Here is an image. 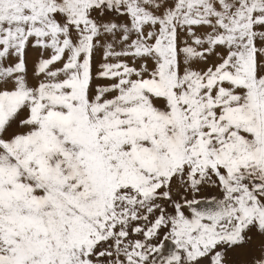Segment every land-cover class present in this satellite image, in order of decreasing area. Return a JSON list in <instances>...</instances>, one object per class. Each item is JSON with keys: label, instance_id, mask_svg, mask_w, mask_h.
<instances>
[{"label": "snow or ice", "instance_id": "1", "mask_svg": "<svg viewBox=\"0 0 264 264\" xmlns=\"http://www.w3.org/2000/svg\"><path fill=\"white\" fill-rule=\"evenodd\" d=\"M0 264H264V0H0Z\"/></svg>", "mask_w": 264, "mask_h": 264}]
</instances>
